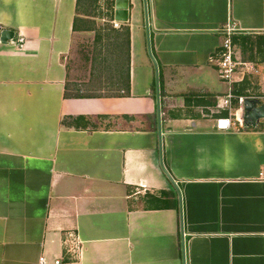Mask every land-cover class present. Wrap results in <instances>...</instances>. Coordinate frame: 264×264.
<instances>
[{
  "label": "crops",
  "instance_id": "obj_1",
  "mask_svg": "<svg viewBox=\"0 0 264 264\" xmlns=\"http://www.w3.org/2000/svg\"><path fill=\"white\" fill-rule=\"evenodd\" d=\"M128 9V43L100 55L106 91L69 81L85 0H0V32H14L0 43V264H264V120L214 129L229 86L209 63L229 22L237 39L264 36V0Z\"/></svg>",
  "mask_w": 264,
  "mask_h": 264
},
{
  "label": "rangeland",
  "instance_id": "obj_2",
  "mask_svg": "<svg viewBox=\"0 0 264 264\" xmlns=\"http://www.w3.org/2000/svg\"><path fill=\"white\" fill-rule=\"evenodd\" d=\"M114 1L85 0V4L94 19L93 21L90 20L89 23L91 30L79 35L66 60L71 84L83 86L90 79L92 82L90 84L91 88L94 86L97 89V85L101 84L103 85L101 88H105L106 91L111 89L109 88L110 84L108 86L105 85L107 81L109 82L111 76H113L110 70L111 68H108L109 65L105 68L99 65L100 60L103 59V56L100 55L113 49L110 46L112 41H128L129 38V34L127 35L128 28L126 27L128 24H121L115 20ZM145 37L147 38V36ZM233 45L238 59L253 65V70L245 76L243 82L236 88V94L238 95L246 91L244 95L247 97L259 96L264 98V36L240 37L233 41ZM104 57L113 60L119 58V55L114 56L112 54L111 56ZM153 85L156 94L155 71ZM107 94H111V92ZM143 205H147V203Z\"/></svg>",
  "mask_w": 264,
  "mask_h": 264
},
{
  "label": "built area",
  "instance_id": "obj_3",
  "mask_svg": "<svg viewBox=\"0 0 264 264\" xmlns=\"http://www.w3.org/2000/svg\"><path fill=\"white\" fill-rule=\"evenodd\" d=\"M217 34L221 37L222 43L218 51L209 57V63H214L219 79L229 86V90L222 104L218 105V110L215 112L218 118L215 121L214 129L218 132L241 131L245 127L243 101L247 97L236 96L232 86L243 82L245 76L253 70V65L240 61L236 56L232 37L239 34V31L232 22L219 28ZM15 45L19 50L23 49L25 41L21 35L17 36ZM259 100L264 103V98ZM163 115L160 110V117ZM63 247L66 254H69L74 259L79 258L81 244L75 235L72 233L67 234L63 240ZM40 261L42 263V259ZM55 264H58V262H55Z\"/></svg>",
  "mask_w": 264,
  "mask_h": 264
},
{
  "label": "water",
  "instance_id": "obj_4",
  "mask_svg": "<svg viewBox=\"0 0 264 264\" xmlns=\"http://www.w3.org/2000/svg\"><path fill=\"white\" fill-rule=\"evenodd\" d=\"M124 5L119 8L117 5L118 0L114 1V17L117 22L120 23H127L128 22V7H129V0H123ZM145 30H146V36H147V51L150 59L153 62V65L155 67L156 72V103H157V114L159 117L158 120V135L160 137L161 135V129H160V91H159V78H158V70L157 65L155 61L153 60V57L151 55L150 51V42H149V29H148V21L147 16L145 17ZM14 39V32L11 30H3L0 32V43L1 44H7L11 42ZM243 112H244V126L246 128L249 127H257L260 123V121L264 120V103H262L259 99H249L245 98L243 101Z\"/></svg>",
  "mask_w": 264,
  "mask_h": 264
},
{
  "label": "trees",
  "instance_id": "obj_5",
  "mask_svg": "<svg viewBox=\"0 0 264 264\" xmlns=\"http://www.w3.org/2000/svg\"><path fill=\"white\" fill-rule=\"evenodd\" d=\"M129 34V31L127 30V35ZM232 41H235V40H237V38L236 37H232ZM128 41H129V38H128ZM128 41H127V43H128ZM150 51H151V55H152V57H153V60L155 61V63H156V65H157V67H158V65H159V63H158V61H157V59H156V57H155V55H154V52H153V49H152V46H151V42H150ZM161 84H160V78H159V91H160V97H161ZM243 96V95H242ZM167 176L169 177V179H170V175L169 174H167Z\"/></svg>",
  "mask_w": 264,
  "mask_h": 264
},
{
  "label": "bare ground",
  "instance_id": "obj_6",
  "mask_svg": "<svg viewBox=\"0 0 264 264\" xmlns=\"http://www.w3.org/2000/svg\"><path fill=\"white\" fill-rule=\"evenodd\" d=\"M117 5L120 7H122V5H124V1L123 0H118Z\"/></svg>",
  "mask_w": 264,
  "mask_h": 264
}]
</instances>
